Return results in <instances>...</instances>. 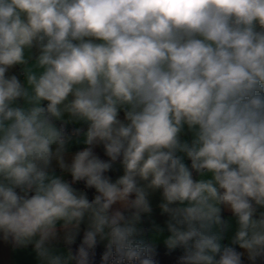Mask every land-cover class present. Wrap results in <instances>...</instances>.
<instances>
[{"label": "clouds", "instance_id": "obj_1", "mask_svg": "<svg viewBox=\"0 0 264 264\" xmlns=\"http://www.w3.org/2000/svg\"><path fill=\"white\" fill-rule=\"evenodd\" d=\"M162 235L264 264V0H0V241L159 264Z\"/></svg>", "mask_w": 264, "mask_h": 264}, {"label": "crops", "instance_id": "obj_2", "mask_svg": "<svg viewBox=\"0 0 264 264\" xmlns=\"http://www.w3.org/2000/svg\"><path fill=\"white\" fill-rule=\"evenodd\" d=\"M153 219L162 225L163 218L159 216V210L156 209L153 215ZM145 228L150 227L148 220L144 223ZM164 236L156 237L153 242L157 246V251H165L167 248L163 244ZM100 252L104 253L103 245L97 247ZM0 264H33L32 257L27 252L13 251L9 245L4 244L0 241Z\"/></svg>", "mask_w": 264, "mask_h": 264}, {"label": "trees", "instance_id": "obj_3", "mask_svg": "<svg viewBox=\"0 0 264 264\" xmlns=\"http://www.w3.org/2000/svg\"><path fill=\"white\" fill-rule=\"evenodd\" d=\"M102 257H103V253L100 252V250L97 248L96 254H95L96 264H103ZM156 258L159 261V264H170V262L173 259V255L169 254L168 250L157 251Z\"/></svg>", "mask_w": 264, "mask_h": 264}]
</instances>
